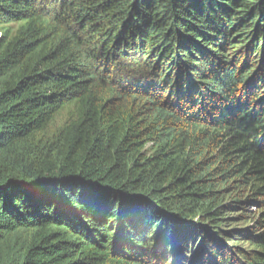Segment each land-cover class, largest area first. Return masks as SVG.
<instances>
[{
  "label": "trees",
  "instance_id": "trees-1",
  "mask_svg": "<svg viewBox=\"0 0 264 264\" xmlns=\"http://www.w3.org/2000/svg\"><path fill=\"white\" fill-rule=\"evenodd\" d=\"M0 25V241L37 229L0 264H264V0H0Z\"/></svg>",
  "mask_w": 264,
  "mask_h": 264
},
{
  "label": "rangeland",
  "instance_id": "rangeland-1",
  "mask_svg": "<svg viewBox=\"0 0 264 264\" xmlns=\"http://www.w3.org/2000/svg\"><path fill=\"white\" fill-rule=\"evenodd\" d=\"M0 25V30H1ZM1 33V31H0ZM67 118V113L63 112L59 114L55 120L49 125L45 133L42 135L44 138H50L58 129L60 125L64 123ZM37 229H18L12 232L11 236L6 237L4 240L0 241V256L6 253V250L12 248L15 250L14 253L17 255L21 247L27 244L32 237V234L35 233ZM250 244L246 241L243 243V247L247 248Z\"/></svg>",
  "mask_w": 264,
  "mask_h": 264
}]
</instances>
